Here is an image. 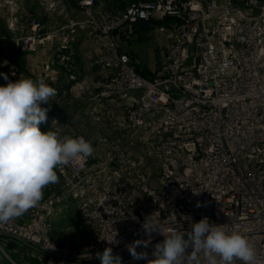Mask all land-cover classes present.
<instances>
[{
  "label": "built area",
  "instance_id": "1",
  "mask_svg": "<svg viewBox=\"0 0 264 264\" xmlns=\"http://www.w3.org/2000/svg\"><path fill=\"white\" fill-rule=\"evenodd\" d=\"M96 1L77 5L90 14ZM101 18L107 20L100 26L104 33L160 19L175 31L160 50L159 66L146 75L113 42L96 60L108 76L97 100L123 104L116 126L147 151L158 187L139 161L126 158L127 183L135 184L105 180L99 191L90 157L72 159L57 170L61 189L28 210L25 224L13 219L0 224V232L45 252L46 264H101L96 254L106 247L122 264H147L165 237L146 233V218L168 232L188 231L207 217L244 234L255 250L254 264H264V0H136ZM41 42L26 44L34 51ZM67 44L59 46L64 68L71 60ZM72 198L80 199L91 224L83 252L58 247L50 238L55 207ZM115 234L118 243L104 240ZM134 240L148 242L136 249L147 252V259H132L127 245ZM199 264H206L203 256Z\"/></svg>",
  "mask_w": 264,
  "mask_h": 264
},
{
  "label": "clouds",
  "instance_id": "2",
  "mask_svg": "<svg viewBox=\"0 0 264 264\" xmlns=\"http://www.w3.org/2000/svg\"><path fill=\"white\" fill-rule=\"evenodd\" d=\"M4 79L8 80L7 75ZM56 95V89L44 79L20 78L0 86V224L36 207L43 199V190L59 181V168L94 152L91 142L83 136L61 137L51 130L41 131L48 111L41 105ZM196 206L201 205L198 202ZM148 218L143 224L145 232L158 231L165 238L155 245L153 258L147 264H199L201 256L206 264H235L236 260L254 264L256 254L248 238L211 223L207 217L192 223L188 231L168 232L149 226ZM115 236L104 240L118 243ZM147 243L134 240L127 245L133 260L147 259V252L136 250ZM96 258L101 264H122V257L114 254L111 247L98 252Z\"/></svg>",
  "mask_w": 264,
  "mask_h": 264
},
{
  "label": "rangeland",
  "instance_id": "3",
  "mask_svg": "<svg viewBox=\"0 0 264 264\" xmlns=\"http://www.w3.org/2000/svg\"><path fill=\"white\" fill-rule=\"evenodd\" d=\"M79 2L80 0H0V29L3 24V26H7L11 38L10 40L7 39L8 47L4 39L0 40V49H9V47H12L13 49H23L28 53L36 52L41 43L35 45L34 51L29 50L27 44L31 43L33 40L36 41L38 38H43V36L46 35H42L41 26L36 23V19L34 15L30 13V10L33 7H37L38 4H44L46 10H55V13H57L54 19L56 20L54 23L56 26L54 33L59 34L58 49L60 44H66V42L68 43L67 40H70L65 33L62 34L68 27L83 28L89 26L91 27L90 36L94 37V41L100 53L97 59H99L102 54L110 51L109 46L113 42L116 50L126 53L139 70L149 72V70H153L159 66L161 60L160 50L173 39L175 34V31L169 28L170 21L164 24L159 21H164L166 19L153 20L158 22L151 21L146 30L138 34L132 31L130 23H126L119 29L106 31L104 33L100 26L102 23L106 26L107 20L105 19L103 22L101 18L102 15L105 13L113 15L122 10L117 12H100L98 15L99 18L96 20L95 24L88 18L87 23H84L82 22L84 19H82L83 17L81 16L86 14V10L81 9L77 5ZM50 4H53V7H49ZM95 35H98L99 38H96ZM73 42L74 40L71 44ZM70 46L71 45L68 47ZM85 46L83 45V49L87 48V46ZM68 49L70 50V48ZM4 59L5 58H3V60ZM0 64H2L1 57ZM72 66H74L73 63ZM89 66L90 68L95 66L94 61H92ZM71 70L72 73L70 71V73H64L61 78L57 79L56 85L51 86L55 87L57 91L55 97L59 99L57 105L54 106L56 109L54 112L57 114V118L51 124L47 121L44 124H46L48 128L51 127L52 130L61 137L65 135L71 137L83 136L86 140L91 142L94 152L92 156H90L89 165L90 170L96 171L94 186L99 191L102 188V182L105 180L110 182L112 186L128 182L126 179L129 178V174L128 171L123 168L124 165L122 164L126 158L139 161V167L142 168L146 176L149 177L151 186L157 188L156 168L147 151L142 147L141 143L136 140V136L129 132H123L116 126V120L121 117L123 113V104L117 101L102 99V102L101 100H97V94L103 90L107 81H104L103 85L98 87H96L95 84L91 85L92 87L90 86L89 88L70 89L72 88L70 87L66 89L64 85L73 84L81 79L76 75L77 72L75 67ZM107 78L108 76L106 75V80ZM127 184L132 187L135 182L130 181ZM61 185V181H58L55 186L56 189L54 187L52 191L60 190ZM70 201H72L73 204L68 209L72 216L63 219L62 224H70L72 230L80 229L81 224H83V228H85L84 233L87 234L85 235L86 240L90 234L91 224L87 222L79 209L80 199L72 198Z\"/></svg>",
  "mask_w": 264,
  "mask_h": 264
},
{
  "label": "crops",
  "instance_id": "4",
  "mask_svg": "<svg viewBox=\"0 0 264 264\" xmlns=\"http://www.w3.org/2000/svg\"><path fill=\"white\" fill-rule=\"evenodd\" d=\"M38 5L37 7H33L30 13L34 15L36 23L41 26L42 35L46 36H43L39 48L34 53H28L23 49H13L12 47H9V49H0L2 62V64H0V86L6 85L9 81L15 82L20 78H31L34 81L44 79L49 86H53L56 85L57 79L61 78L64 73L69 71L72 73L71 69L73 67L76 69V75L81 79L73 84L71 83L72 85H64V88L69 89L72 87L70 89H82L89 88L91 85L95 84L96 87L102 86L104 81H106L107 74L104 68L96 65V59L100 53L94 41V37L90 36L91 27H68L67 30L62 32V34L65 33L68 39H70L68 40V46H72V49L71 46L69 47L72 59L68 62V67L64 68L59 64V57L62 55V52H60L57 47L60 39L58 37L59 34L54 33L56 30V26L54 25L56 20L54 19L57 13H55V10H46L44 4ZM118 8L119 4H105L103 0H97L95 5L91 8L90 14L86 12L84 16H81L83 17L82 19H84L82 22L87 23L88 18L95 24L96 20L99 18L98 15L100 12H117L120 11ZM67 14L70 15L69 13ZM3 25L0 29V40L4 39L8 47L7 39H11L10 31L7 26ZM73 40L74 42L72 45L71 42ZM83 45L87 46V48H84L85 50L83 49ZM3 58L6 60H3ZM92 61H94L95 66L90 68L89 65ZM72 63L74 66H72ZM4 75H7L8 80L4 79ZM57 102H59V99L54 97L50 98L48 104L41 105V107L48 109L47 122H50V124L57 118V114L54 112L56 111L54 106L57 105ZM40 129L42 132L48 130L53 131L51 127L48 128L44 123L40 125ZM59 181H61V178H59ZM56 185L57 183L48 185L43 190V198L50 192H53L52 188ZM72 204V201H67L55 207L51 218L52 228L50 238L58 247H67L78 252H83L87 248L88 240L91 235V228L89 231L90 234L88 235L89 237L85 240V235L87 234L84 233L85 228H83V224H81V228L78 230H72L70 224H62L63 219L72 216L68 209ZM15 220L18 224H25L27 221V212L21 217L15 218ZM45 259V252L0 232V264H46Z\"/></svg>",
  "mask_w": 264,
  "mask_h": 264
},
{
  "label": "trees",
  "instance_id": "5",
  "mask_svg": "<svg viewBox=\"0 0 264 264\" xmlns=\"http://www.w3.org/2000/svg\"><path fill=\"white\" fill-rule=\"evenodd\" d=\"M105 2V4H119V10H123L127 4L134 2L136 0H103ZM151 21H145V20H138L135 21L133 23H131V28L132 31L134 33H140V32H144L147 28V26L150 24ZM153 22H158V21H153ZM160 23H164L167 24L169 22V20H164V21H159ZM138 71L143 74L146 75L147 72L139 70Z\"/></svg>",
  "mask_w": 264,
  "mask_h": 264
}]
</instances>
